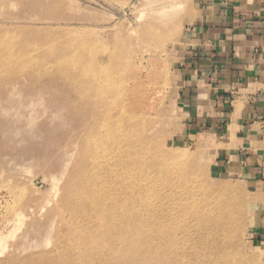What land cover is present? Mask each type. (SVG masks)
Returning a JSON list of instances; mask_svg holds the SVG:
<instances>
[{"label": "rangeland", "instance_id": "obj_1", "mask_svg": "<svg viewBox=\"0 0 264 264\" xmlns=\"http://www.w3.org/2000/svg\"><path fill=\"white\" fill-rule=\"evenodd\" d=\"M193 4L0 0V264H264V206L177 96Z\"/></svg>", "mask_w": 264, "mask_h": 264}, {"label": "crops", "instance_id": "obj_2", "mask_svg": "<svg viewBox=\"0 0 264 264\" xmlns=\"http://www.w3.org/2000/svg\"><path fill=\"white\" fill-rule=\"evenodd\" d=\"M193 1L177 66L184 120L207 129L216 167L264 206V0ZM259 208L253 237L263 248Z\"/></svg>", "mask_w": 264, "mask_h": 264}, {"label": "bare ground", "instance_id": "obj_3", "mask_svg": "<svg viewBox=\"0 0 264 264\" xmlns=\"http://www.w3.org/2000/svg\"><path fill=\"white\" fill-rule=\"evenodd\" d=\"M102 189V188H101ZM86 194L88 193V192H85ZM94 193V198H95V201H96V203L99 205V209H97V205L95 206V208L93 209V210H91L92 211V213L93 214H96V215H94L95 217H96V219L98 220V218H100V214H98L97 213V211H105V210H108V205L110 206V207H113V205H110V201H115L116 200V198H112L111 196H108L107 194H105V195H103V194H101V193H96V191H94L93 192ZM81 196H82V199L80 200V203L81 202H83L84 200H83V197L85 196L83 193H81ZM114 196V195H113ZM82 204V203H81ZM114 204V203H113ZM80 205V204H79ZM90 206V205H89ZM80 207V206H79ZM84 207H85V209L87 210V207H86V203L84 202ZM120 207V206H119ZM117 208V207H116ZM115 208V209H116ZM111 209V208H110ZM110 209H109V211H110ZM121 209V208H120ZM122 209H123V207H122ZM121 209V210H122ZM112 211H113V209H111ZM114 211H117V209L116 210H114ZM113 211V212H114ZM118 211H119V209H118ZM70 212H72V211H70ZM107 212V211H106ZM102 213V212H101ZM105 213V212H104ZM110 213V212H109ZM117 213V212H116ZM103 214V213H102ZM105 214H107V213H105ZM115 214V213H114ZM104 215V214H103ZM102 215V217L99 219V221H101V220H103L104 219V216ZM113 215V214H112ZM120 215V214H119ZM98 222V221H97ZM103 222V221H102ZM140 223V222H139ZM106 225H109V224H106ZM135 225H136V223H135ZM111 226V225H110ZM119 226V225H118ZM97 227H99L98 225H97ZM100 227H102V226H100ZM114 228H115V226H114ZM113 228V229H114ZM130 228V227H129ZM99 229H101V228H99ZM99 229H97V230H99ZM104 229V228H103ZM128 229V228H127ZM99 231H101V230H99ZM98 231V232H99ZM142 234V233H141ZM109 236V235H108ZM112 235H110V237H111ZM137 236V235H136ZM143 236V235H142ZM115 236H113V238H114ZM139 237V236H138ZM141 237V236H140ZM109 239H112V237L111 238H109ZM108 239V240H109ZM141 239V238H140ZM113 240V239H112ZM142 240H145V238L143 239V237H142ZM141 240V241H142ZM139 241V240H138ZM108 242H110V241H108ZM131 243H133V242H131ZM138 243V242H137ZM141 243V242H140ZM135 244V243H134ZM154 244V243H153ZM114 245V244H113ZM133 245V244H132ZM140 245V244H139ZM151 245V244H150ZM138 246V245H137ZM157 246V245H156ZM136 246H133V248H135ZM132 248V247H131ZM137 248H139V247H137ZM154 250H155V248H153ZM156 251V250H155ZM158 257H159V263L160 264H166V262L168 261L170 264H172V262L171 261H173V260H168V258L166 259V254H165V250H164V248L162 247V246H160L159 245V247H158ZM148 258V257H147ZM174 259V258H173ZM110 261V260H109ZM112 262V261H111ZM174 264V263H173Z\"/></svg>", "mask_w": 264, "mask_h": 264}]
</instances>
